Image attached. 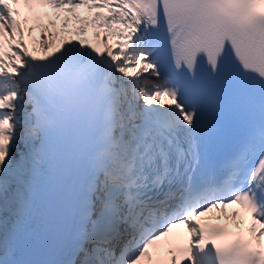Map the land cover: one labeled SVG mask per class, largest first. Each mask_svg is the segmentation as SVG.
<instances>
[{"label":"bare ground","instance_id":"6f19581e","mask_svg":"<svg viewBox=\"0 0 264 264\" xmlns=\"http://www.w3.org/2000/svg\"><path fill=\"white\" fill-rule=\"evenodd\" d=\"M11 14H14L13 11L11 12ZM17 17L19 18V15H17ZM29 25L31 26L32 31H44V34L47 35L46 41L47 44L50 45L47 48L45 56H50L52 44V41L50 40V32L54 31L55 28L50 18L46 14L37 13L29 19ZM0 44H2V37L0 39ZM13 58L16 62H11V64L13 67L18 68V60L20 59V57L13 56L11 59ZM37 60H39L38 55H32L30 57V61H32L33 63H35ZM149 79L151 82H153L152 85H149L150 89L148 90V92L150 93L152 91V88H154L155 84L159 85L160 81L148 78V80ZM132 91L134 92V89ZM148 96L150 97L149 94ZM139 105H142V102H140ZM92 115L93 113H91V116ZM85 123L86 128H89L88 120H86ZM27 127L32 129L36 133L38 138L35 143L31 141L34 150L33 154L30 157L26 158V162L21 161L22 158H16L14 155H8L5 159V162H2L0 164V171L8 172V174L12 173V175L19 182V193H17V200L14 202V205L6 211L0 212L1 223L3 224L0 228V263H2L4 259H6L10 255V253L13 249L16 248L24 234L27 231L31 230L32 225L37 222L36 202L35 199L27 193V190L30 179L35 177L36 174L39 173L44 166L43 160L40 159L38 156L40 151L44 149L43 142L40 140V136L43 134V130L42 128L36 126L35 124H33V122L30 121L27 122ZM85 138L86 136L84 137V139ZM80 167L82 169H77V173L75 174L74 179V185L71 186V197H69L64 212L62 213L59 222L56 226L55 238L50 243L45 258L39 264L47 263L51 258H53L55 252L63 243V239L68 233V227L70 225L75 210V202L73 198L74 195L82 186L88 183H92L94 181H98L100 175V178L102 177L101 172L97 174L96 172H90L88 170V165L81 164ZM24 168H27V171L24 172ZM3 213H5V216L3 215Z\"/></svg>","mask_w":264,"mask_h":264},{"label":"rangeland","instance_id":"374dc122","mask_svg":"<svg viewBox=\"0 0 264 264\" xmlns=\"http://www.w3.org/2000/svg\"><path fill=\"white\" fill-rule=\"evenodd\" d=\"M0 32L3 34L4 38H6V36H9V35H11L12 37L15 38L16 44L13 47L8 48L7 50L8 51H15L17 54H19V56H20L19 64L22 66L21 69H17L15 67H12L11 60H10L11 54L9 52H6L5 56L0 59V72L2 75L1 76V83H0V100L2 101L4 106H5V103H7L11 107V109L13 110V114H10V115L14 116L11 119L10 115H9L7 120H5V122H7L9 124L8 128L5 131V133H7V134L4 135L5 133H0V143L3 141L5 136H9V142L5 143L3 146H0V158L6 157L9 152H12V154L14 156H16V158H17L23 152L24 148L26 147L27 142L25 141V135H24L25 128L23 127L24 122L22 121V114H21L22 112L19 111L15 107V105L13 104V101L11 99V94H12V92H16L18 90V87H19L18 77L24 71L25 53H24V48L22 46L21 35H20L19 30H18V25L16 23H14L12 25L10 23L5 22L4 25L0 29ZM36 45H37V47H40L41 52L42 51L45 52V49L48 45L47 42L45 41V36H43L42 39H40L36 43ZM123 63L119 67L123 73H128V72H135L136 73L138 71V65H136V64L130 65L127 61L123 62ZM19 64H18V66H19ZM130 66H132V68ZM124 75H125L124 79L127 80L128 77L126 76V74H124ZM133 83L134 82L131 79L127 80V84H130V86H132ZM162 83H163V81L160 80V84H162ZM146 88H147L146 85H140V86H137V88H136V85H134V96L132 94V98L135 99L136 102H140L144 98L148 99V97H149L148 94L150 95L151 92L149 93L148 90H146ZM7 111H8V109H7ZM1 123H2V121H0V124ZM1 125H3V124H1ZM0 129H1V126H0ZM13 130L15 131L16 134L14 137H11ZM11 141H14L15 144L10 147L9 143ZM0 162H2V161L0 160ZM5 180H7L8 184H12V183L14 185L17 184L10 177L6 178ZM4 188H5V183H4L3 187L0 184V200H5V201L9 202V200L13 197L9 198L8 195L5 194ZM12 205H14V204H12ZM4 208H6V207L4 205L0 204V210L4 209ZM8 212H12V211H8ZM3 215L5 216V213H3ZM1 226H0V228H1Z\"/></svg>","mask_w":264,"mask_h":264}]
</instances>
